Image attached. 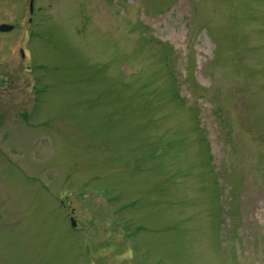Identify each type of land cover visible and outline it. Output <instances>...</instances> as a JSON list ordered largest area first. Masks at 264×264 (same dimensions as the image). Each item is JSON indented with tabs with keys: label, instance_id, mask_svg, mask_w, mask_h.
<instances>
[{
	"label": "rangeland",
	"instance_id": "374dc122",
	"mask_svg": "<svg viewBox=\"0 0 264 264\" xmlns=\"http://www.w3.org/2000/svg\"><path fill=\"white\" fill-rule=\"evenodd\" d=\"M29 1L0 0V264H264V0Z\"/></svg>",
	"mask_w": 264,
	"mask_h": 264
},
{
	"label": "flooded vegetation",
	"instance_id": "af4514ba",
	"mask_svg": "<svg viewBox=\"0 0 264 264\" xmlns=\"http://www.w3.org/2000/svg\"><path fill=\"white\" fill-rule=\"evenodd\" d=\"M31 3H32V0L29 1V12H30V13H31V11H30V6H31L30 4H31ZM29 21L31 22L32 19L30 18ZM15 26H16V25H15ZM14 28H15V27H14ZM14 28H13V29H14ZM11 30H12V29H11ZM6 32H7V31H6ZM20 52H21V56H22V58L25 59L27 54H25V52H24L23 49H21ZM26 68H27V67H26ZM28 68H29L30 70L34 71V67H33V66H32V67H31V66H30V67L28 66ZM31 68H32V69H31ZM34 86H35V85H33V87H34Z\"/></svg>",
	"mask_w": 264,
	"mask_h": 264
},
{
	"label": "water",
	"instance_id": "95a60500",
	"mask_svg": "<svg viewBox=\"0 0 264 264\" xmlns=\"http://www.w3.org/2000/svg\"><path fill=\"white\" fill-rule=\"evenodd\" d=\"M31 10L33 11V3H31ZM10 27H11L10 25H1L0 26L1 29H8ZM71 222H72L73 226H76V220L73 216L71 217Z\"/></svg>",
	"mask_w": 264,
	"mask_h": 264
}]
</instances>
